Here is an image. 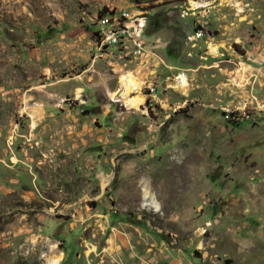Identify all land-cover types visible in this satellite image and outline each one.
Returning a JSON list of instances; mask_svg holds the SVG:
<instances>
[{
    "label": "rangeland",
    "instance_id": "374dc122",
    "mask_svg": "<svg viewBox=\"0 0 264 264\" xmlns=\"http://www.w3.org/2000/svg\"><path fill=\"white\" fill-rule=\"evenodd\" d=\"M51 258L264 264V0H0V264Z\"/></svg>",
    "mask_w": 264,
    "mask_h": 264
},
{
    "label": "built area",
    "instance_id": "2783aa9c",
    "mask_svg": "<svg viewBox=\"0 0 264 264\" xmlns=\"http://www.w3.org/2000/svg\"><path fill=\"white\" fill-rule=\"evenodd\" d=\"M106 16L105 18L99 17L102 24L96 31V43L104 46L130 47L132 53L139 54L142 50L139 34L144 26L141 16L131 15L127 10L121 11L119 17L114 20H112L110 14H106ZM132 28H135V30H132ZM199 36L200 31H194L190 38L196 40ZM185 81L186 72L184 70L178 71L175 75L176 85H182ZM147 88L149 91H153L154 85L147 86Z\"/></svg>",
    "mask_w": 264,
    "mask_h": 264
},
{
    "label": "bare ground",
    "instance_id": "6f19581e",
    "mask_svg": "<svg viewBox=\"0 0 264 264\" xmlns=\"http://www.w3.org/2000/svg\"><path fill=\"white\" fill-rule=\"evenodd\" d=\"M120 83L123 87V92L121 93V95L124 98V102L126 103L125 105H127L129 109H138L139 105H141L143 101V96L139 91L141 89L140 82L136 78H134L131 73H128L120 77ZM130 93H132L133 95L131 96ZM143 204L149 205L155 209L158 207L157 202L146 189H143ZM51 259L52 260H50L48 264H55L56 259Z\"/></svg>",
    "mask_w": 264,
    "mask_h": 264
}]
</instances>
